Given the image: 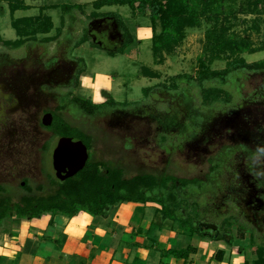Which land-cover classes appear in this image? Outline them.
<instances>
[{
  "label": "rangeland",
  "instance_id": "1",
  "mask_svg": "<svg viewBox=\"0 0 264 264\" xmlns=\"http://www.w3.org/2000/svg\"><path fill=\"white\" fill-rule=\"evenodd\" d=\"M25 1L32 6L31 10L17 13L15 19L38 17L43 7L77 5L80 2L92 4L97 0ZM243 4L241 6L240 1L227 3L226 13L233 11L236 17L229 15V21H221L219 26L226 25L230 34L237 33L260 47L264 44V8L254 13L247 7V0ZM84 11L85 14H77L75 25L70 24L63 29L62 36L56 42L46 44L44 39L58 34L63 18L67 23L72 20L71 15H65L60 8L44 12L52 17L55 25L49 35H39L36 40L21 48L0 43V148H3L0 151V185L13 186L18 190L25 179L36 186L47 181L49 174L53 175L51 155L42 153V148L50 141L53 142L55 131L42 129V112L47 109L58 111L64 107L58 113L65 121L92 137L93 153L96 154L92 161H101L103 158L110 165L122 167L130 177L141 173L161 175L167 172L179 178L205 180L211 172L210 159L215 152L216 168L218 164L234 162L233 166L228 164L214 170L208 175V180L203 181L199 189L201 195L197 196L200 198L204 195L203 199L200 198L204 207L199 210L202 215L198 223L205 229L222 226L220 230L217 229L216 234L219 236L227 223L231 222L221 217L227 213L226 201L246 197L245 205L249 204L242 206L238 215L242 223L249 226L244 231L234 224L232 230L236 236L244 237L247 231L251 232L250 237L256 236L257 245L252 244L251 249L256 251L258 258L257 246H264V205L258 201L259 196L264 195V190L259 188V180L264 177V73L247 75L241 92L236 82L237 87L233 86L237 95L233 96L230 103L220 102L213 107H204V97L194 84H183L185 89L182 93L180 89L166 92L155 87L161 83L171 87V77L177 75L196 76L198 57L210 55L206 32L213 25L207 24L206 19L202 20L201 27L188 30L185 40L174 55H164V63L159 64L153 56L152 40L145 34L141 41L135 38L137 24L152 26L150 19L145 16L134 17L128 6L105 7L101 13H116L124 19L135 39L132 46L115 56L110 54V49L117 51L122 47L124 38L115 20L108 18L89 25L92 43L102 46L88 42L73 49L87 30L88 14L95 10L91 5ZM12 21L8 4L0 3V36L3 41L18 39ZM243 57L249 64L261 62L264 60V51L244 54ZM76 59L84 60L86 72L95 77L97 90L92 94L90 90L78 86L73 93L74 97L92 99L96 104L114 99L121 106L94 117L84 115L77 105L70 104L68 107V98L65 99L63 95L71 91L73 85L69 84L70 78L82 67L81 63L72 61ZM143 67L153 69L159 77H145L142 74ZM225 68L224 60H218L212 65V69L217 71ZM108 76L115 79L110 88H106ZM150 87L153 91L147 97L144 89ZM188 111L194 112V117L192 113L189 114L194 121L199 122L204 132L202 136L195 138L189 132L191 135H187L190 139L187 144L183 142L185 133H179V129L171 130L172 134L163 133L165 125L160 123L162 120L178 118L179 122H184ZM186 129L190 131L188 127ZM52 144L55 145V142ZM239 146H243V149L233 156ZM228 166L232 168H229L230 171H227ZM195 190L194 187L187 189L188 193ZM197 201L200 204L199 199ZM154 205L158 206H153L155 209H159L158 204ZM152 211L148 213L149 218ZM197 212V207L188 209L189 214L196 215ZM183 213L187 214L186 210L183 209ZM15 221L18 219L5 220L2 225L7 226ZM9 231L3 228L0 233ZM0 242L4 244L1 239ZM236 243L238 248L248 244L239 239Z\"/></svg>",
  "mask_w": 264,
  "mask_h": 264
},
{
  "label": "trees",
  "instance_id": "2",
  "mask_svg": "<svg viewBox=\"0 0 264 264\" xmlns=\"http://www.w3.org/2000/svg\"><path fill=\"white\" fill-rule=\"evenodd\" d=\"M243 2L246 0H97L92 3L94 12L87 16L88 26L85 34L77 41L73 49H77L85 43H92L89 25L100 19L112 18L118 25L123 35L124 42L117 51H110L112 56L123 52L135 42L131 35L127 23L116 13H101L105 7L128 6L134 17L145 16L152 23V52L159 64L164 63L165 56H172L177 48L183 43L188 30L201 27L202 20L206 19L207 24L213 27L206 32V39L210 49V55L198 57V70L196 76L177 75L171 77L173 85L171 87L161 83L155 88L161 91L174 92L180 89L181 93L185 87L183 84H194L200 90V95L204 97L203 106L213 107L220 102L230 103L237 95L234 86L244 88L243 80L247 75L264 73V60L249 64L243 57L244 54H256L264 51V44L256 47L244 37L237 33L230 34L229 27L219 23L224 20L229 21V15L236 17V13L225 11L229 2ZM7 3L11 11L12 27L16 30L18 39L15 41H3L0 36V43L4 46L21 48L27 43L37 39L39 35H49L55 28L52 17L44 14L49 9H62L65 15L70 16L69 23L63 18L62 26L58 29L55 37L44 39L46 44L56 42L62 31L68 25H75L78 21V13L85 14L84 6L81 5H53L43 7L41 15L38 17H25L15 19L14 14L19 10H30L31 7L25 0H0V3ZM250 12H256L259 8H264V0H247ZM86 7V5H85ZM65 17V16H63ZM160 30V31H159ZM98 46L95 43H92ZM102 46V45H99ZM98 46V47H99ZM165 55V56H164ZM224 60L226 68L221 71L213 70L212 65L216 61ZM82 67L77 72L80 78L86 72L85 62L82 59L75 60ZM142 74L145 77L154 79L159 74L150 68L143 67ZM237 82V84H236ZM79 85V84H78ZM234 85V86H233ZM78 88V87H77ZM153 88H146L144 92L147 97L152 93ZM233 98V99H232ZM73 103L77 105L84 115L94 117L110 112L112 109L121 106L114 99H110L102 104H96L92 99L76 98ZM228 105V104H226ZM231 105V104H230ZM233 105V104H232ZM219 107V106H218ZM53 128L59 136H71L76 140H82L90 149L92 147V137L71 126L63 118L57 117ZM213 163V160H211ZM214 165V163H213ZM222 165H214L212 172L218 170ZM200 179L179 178L169 173L156 175L152 173H141L136 176H128L126 171L119 167L106 164L101 161H90L86 167L75 177L64 182L52 180L51 188L48 190L43 185H39L34 191L29 184L24 189L22 197H17L6 189L0 190V228L5 220L35 219L45 214L63 215L69 218L78 216L81 212H86L93 217L102 216L106 211L114 206L124 203L134 204H158V212L163 221L178 223L190 236H198L210 240H223L224 237H214L198 225L200 217L199 211L196 215L189 214L188 209H195L198 205V195H201L202 187ZM194 187L193 193H188L187 189ZM193 198V199H192ZM183 209L187 214L183 213ZM227 227H224V234H231ZM252 244L257 243L252 239ZM258 260L254 264H264V246H257ZM197 250L188 247L184 250L171 249L168 256L177 258H189ZM224 252L219 251L215 259H223ZM249 264V263H246Z\"/></svg>",
  "mask_w": 264,
  "mask_h": 264
},
{
  "label": "crops",
  "instance_id": "3",
  "mask_svg": "<svg viewBox=\"0 0 264 264\" xmlns=\"http://www.w3.org/2000/svg\"><path fill=\"white\" fill-rule=\"evenodd\" d=\"M77 5L84 6L86 10L92 4L80 2ZM30 10H19L14 15ZM136 32L137 41L143 39V34L152 40L151 26L137 24ZM81 81L82 88L96 93L94 76L86 72ZM114 82V77L108 76L106 88L113 87ZM150 206L158 207L124 203L109 208L98 217L86 212L74 218L45 214L36 220H18L2 225L1 229L10 231L0 233L4 243L1 245L0 242V264H254L258 260L256 251L251 249L249 234L243 237L233 233L228 242L200 237L197 240L178 223L163 221L158 208ZM238 239L248 244L238 248L235 245ZM188 247L195 248L197 252L187 259L167 255L171 249ZM219 251L224 252L221 260L215 259Z\"/></svg>",
  "mask_w": 264,
  "mask_h": 264
},
{
  "label": "flooded vegetation",
  "instance_id": "4",
  "mask_svg": "<svg viewBox=\"0 0 264 264\" xmlns=\"http://www.w3.org/2000/svg\"><path fill=\"white\" fill-rule=\"evenodd\" d=\"M72 61H74V62H76L75 60H72ZM77 72H78V70L77 71H75V73L72 75V77L70 78L71 79V83H69V84H71V85H73L72 86V89H71V91H69L67 94H65V95H63V97L66 99V98H68V107H70V104H74L73 103V101L77 98V97H74V94L73 93H75L76 91H77V87L78 86H80L81 87V85H80V83H81V79H82V76L80 77V78H78L77 77ZM79 84V85H78ZM22 87V86H21ZM22 90H24V88L22 89ZM25 91V90H24ZM66 102V101H65ZM75 105V104H74ZM62 109H58V111H62L63 109H64V107H61ZM65 108H67V105H65ZM235 109L237 108V105H235V107H234ZM220 109V108H219ZM231 109V108H230ZM229 110V109H228ZM227 110V111H228ZM58 111L57 110H53V109H47V110H44L43 112H42V126H43V128L42 129H44V130H48V131H51V130H53V131H55L54 130V128H53V125H54V123H55V120H56V118L57 117H60V118H63V116L62 115H60L59 113H58ZM226 111V110H225ZM235 111V110H234ZM196 112H198V110H196ZM189 113H192V116L194 117L195 115L193 114L194 112H189L188 111V115L190 116L191 114H189ZM234 113H236V112H234ZM234 113H231V114H234ZM48 115H50V116H52L53 117V123H52V125L51 126H49V127H47V126H45L44 125V118L46 117V116H48ZM188 115H186L187 116V118L184 120V122H179V120H178V118H173V119H170V118H168V119H164V120H162L160 123L161 124H164L165 126H164V128H163V133H171L172 134V131L171 130H173V129H179V133L180 132H182V133H185L184 134V136H185V138H184V140H183V142H185V143H187V144H189V141H190V139H189V136L192 134V136L193 137H195V138H199L200 136H202L203 134H204V132H203V130H202V128H200V124H199V122H196V121H194V119L190 116H188ZM190 118H191V120H190ZM64 119V118H63ZM65 120V119H64ZM170 120V121H169ZM174 121V122H173ZM186 127H188L189 129H190V131H188L187 129H186ZM187 132V133H186ZM191 133V134H188V133ZM187 135H189V136H187ZM172 136V135H171ZM63 137H67V138H72L74 141H78V140H76V139H74L73 137H71V136H59V135H57L56 134V132H54L53 133V139H52V141L53 142H51L50 141V143H47L46 145H44L43 146V148H42V153H49L50 155H51V167H52V169H53V175H51V174H49L47 177H48V179H47V181H45V182H40L39 184H37L36 186H33V185H31V183L29 182V179H25L24 181H22L21 183H20V187L18 188V190H15L14 188H13V186H5V185H0V190L1 189H6V191L8 192V193H10V192H12L11 194H15V195H17L16 196V198L17 197H22V195L24 194V189L27 187V185L29 184L30 186H32L33 187V190L35 191L36 189H37V187L39 186V185H43L46 189H50L51 188V181L54 179V180H56V181H61L58 177H57V173H56V170H55V168H54V162H53V154H54V151H55V149L57 148V146H58V144H59V141L61 140V138H63ZM55 142V145H53L52 143H54ZM130 146H132L131 145V143L129 142L128 143ZM87 146V145H86ZM163 146V145H162ZM88 147V146H87ZM165 147V146H164ZM163 147V149L165 150V148ZM1 149H3L2 147L0 148V151H1ZM231 149H235V148H231ZM243 149V146H239V147H237V149L234 151V153H233V156L239 151V150H242ZM93 147H91V149L88 147V152H89V160H88V162H90V161H92V159L93 158H95V156H96V154H95V152L93 153ZM218 151V150H217ZM93 153V154H92ZM94 156V157H93ZM216 156V152L214 153V155H213V158H211L210 159V162H211V164H212V167H211V172H212V170H213V167H214V165H213V163H214V157ZM211 160H213V163H212V161ZM44 164H46V162L45 161H42ZM101 162H104V163H106V164H109L108 163V161L106 160V161H104L103 160V158L101 159ZM41 163V162H40ZM234 163V162H233ZM233 163H223L222 164V168L226 165H231V166H233ZM122 168V167H121ZM229 168H231L230 166H228L227 167V171H230L229 170ZM210 172V173H211ZM226 172V171H225ZM163 173H167V172H163ZM162 173V174H163ZM209 173V174H210ZM208 174V175H209ZM208 175H206V178H204L205 180H202V179H200V178H193V179H200L202 182L203 181H206V180H208ZM220 176V175H219ZM224 177H225V173H224ZM190 180H192V179H190ZM61 182H64V181H61ZM259 184L261 185H259V188H261V189H263L264 190V177H262L260 180H259ZM225 188V185L223 186V188H222V190L221 191H223V189ZM220 191V192H221ZM245 192H247V191H245ZM245 192H243V194H245ZM264 192V191H263ZM203 195V194H202ZM218 195V192H216V196ZM215 196V197H216ZM200 198H202L203 199V197H204V195L203 196H199ZM200 198H197V200L199 199V201H200ZM196 200V201H197ZM239 201H241V202H239ZM247 201V198L246 197H244L243 199H234V201H226V206H227V213H225L224 214V216H221L222 218H224L225 220H231V222H233V223H231V222H229L230 223V227L228 228L230 231H231V234H222V233H219V236L221 237H224L223 238V240L224 241H226V242H228L229 240H230V238H232L233 237V227H234V224H235V226H238L239 228H240V230L241 229H244V231L246 230V228H247V226H249L248 224H243L242 223V219H241V217L238 215V214H240V210H241V207L242 206H246V205H248L249 204V202L248 203H246V205H245V202ZM260 203H261V205H264V195H260L259 196V200H258ZM209 203H207V204H205V205H208ZM197 208H198V211L199 210H201V207H204V205H202L201 204V201H200V204L198 203V205L196 206ZM200 212V214H201V211H199ZM202 215V214H201ZM223 220V219H222ZM226 222V221H225ZM221 223V222H220ZM240 223V224H239ZM198 225H199V223H198ZM218 225V224H217ZM220 225V224H219ZM199 227H200V229L201 230H204L206 233H211L210 235H213L214 237H216V238H218L219 236L216 234L217 233V229L219 228V230L221 229V227L222 226H220V227H218V228H215V229H210V228H207V229H205L204 227H202V225L200 226L199 225ZM219 232H221V231H219ZM245 234L247 233V234H251V232H249V231H247V232H244ZM250 239H254V241L256 242V236H251L250 237Z\"/></svg>",
  "mask_w": 264,
  "mask_h": 264
},
{
  "label": "water",
  "instance_id": "5",
  "mask_svg": "<svg viewBox=\"0 0 264 264\" xmlns=\"http://www.w3.org/2000/svg\"><path fill=\"white\" fill-rule=\"evenodd\" d=\"M53 117L44 118V125L49 127ZM89 160L88 147L82 140L74 141L72 138L63 137L59 141L53 154L54 168L61 181L75 177L82 171Z\"/></svg>",
  "mask_w": 264,
  "mask_h": 264
},
{
  "label": "clouds",
  "instance_id": "6",
  "mask_svg": "<svg viewBox=\"0 0 264 264\" xmlns=\"http://www.w3.org/2000/svg\"><path fill=\"white\" fill-rule=\"evenodd\" d=\"M241 259H243V257H241Z\"/></svg>",
  "mask_w": 264,
  "mask_h": 264
}]
</instances>
